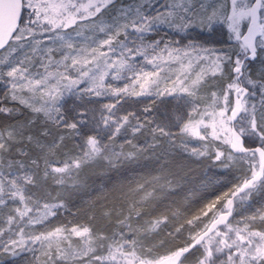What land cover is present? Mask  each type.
<instances>
[{"label":"snow or ice","instance_id":"obj_1","mask_svg":"<svg viewBox=\"0 0 264 264\" xmlns=\"http://www.w3.org/2000/svg\"><path fill=\"white\" fill-rule=\"evenodd\" d=\"M0 264H264V0H0Z\"/></svg>","mask_w":264,"mask_h":264}]
</instances>
